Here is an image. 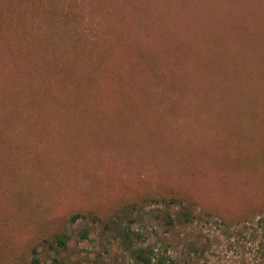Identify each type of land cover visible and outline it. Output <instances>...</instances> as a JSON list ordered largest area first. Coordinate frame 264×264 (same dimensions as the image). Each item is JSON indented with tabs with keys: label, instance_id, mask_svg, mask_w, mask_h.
I'll list each match as a JSON object with an SVG mask.
<instances>
[{
	"label": "rangeland",
	"instance_id": "374dc122",
	"mask_svg": "<svg viewBox=\"0 0 264 264\" xmlns=\"http://www.w3.org/2000/svg\"><path fill=\"white\" fill-rule=\"evenodd\" d=\"M52 2L76 19L77 53L35 8L27 30L46 57L22 54L26 38L0 46V73L18 63L0 74V264H29L61 233L41 263L129 264L109 230L121 218L166 259L142 199L168 195L217 217L195 229L210 245L200 264H264V0Z\"/></svg>",
	"mask_w": 264,
	"mask_h": 264
},
{
	"label": "trees",
	"instance_id": "16d2710c",
	"mask_svg": "<svg viewBox=\"0 0 264 264\" xmlns=\"http://www.w3.org/2000/svg\"><path fill=\"white\" fill-rule=\"evenodd\" d=\"M53 2L52 0H0V46L15 49L18 52L22 46L20 40L26 38V46H28L29 49L28 52L25 51V53L22 54L29 55V57L35 56V54L43 58L46 57V50L48 47L46 49L40 48L39 50H35L34 44L30 42L27 30L29 23L34 22L35 24V22L39 20V17L35 18L31 13V9L35 8L39 10L41 19L46 25V30L52 28L53 31L57 32L58 37L60 35H65L68 40L67 44H69L73 52L77 53L79 50H77L78 41L76 37L79 32H77L76 29L73 30L74 21L76 19L72 18L69 13L64 10L55 9V4ZM38 3H41V9L37 8ZM58 3L59 2H57V4ZM4 7L7 9L6 13H4ZM11 21L14 23L13 32L8 33L4 28V24L5 22ZM40 30H42V28ZM49 39L50 36L43 40L45 46L49 45ZM35 51H37V53ZM2 68L1 70H3L7 76H10L18 71V63L16 60H12L11 63L2 66ZM37 69H39L38 66ZM24 70L28 71L29 69L27 70L25 67ZM97 71H99V68ZM34 88H37L36 84L30 82V84L28 83L25 87V91L27 92L28 90V94L31 91L33 93L35 92ZM31 100L34 101L32 97ZM144 198L142 202L155 206L154 210L149 212L148 215L150 219L155 221L157 225L163 229V235L166 238L164 237V239L160 241L167 242L168 246L165 247V252L169 253V255L166 259H156L154 257L153 250L155 244L145 245L147 239L131 228L132 225L136 223V220H128L126 226H123V222H126L124 220L127 218H121L118 221L115 219L109 227V230L114 233L115 240L119 241L125 253L128 254L129 264H200L199 261L201 257L205 254L206 250L209 249L210 245L207 238L202 235V232L197 229L199 232L195 233V229L201 224L209 225L215 216L207 212L197 211L192 202L175 195ZM138 207L137 205H132L131 209L132 211L135 209L138 210ZM256 217L258 218L257 223L260 225L264 238V208L259 209V211L257 209ZM83 219H85L84 216L75 214L70 217L69 224L73 225ZM227 220L231 222L234 219L231 218ZM220 222L227 230L230 229V223H226L223 220H220ZM79 236L81 240L88 239V231L82 230ZM69 239L66 233H61L52 238H43L37 243H34L28 248L30 249L29 264H46V262L41 263L39 258L41 252L44 250L55 251L57 249H65ZM180 248L182 251H177V249ZM25 264H27V261ZM50 264L64 263L58 260V258L53 257Z\"/></svg>",
	"mask_w": 264,
	"mask_h": 264
}]
</instances>
